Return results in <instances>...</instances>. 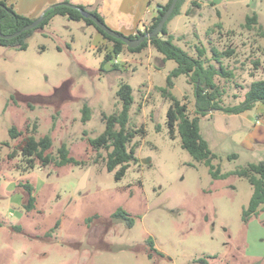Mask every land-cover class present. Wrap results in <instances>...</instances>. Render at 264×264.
<instances>
[{"label": "rangeland", "instance_id": "1", "mask_svg": "<svg viewBox=\"0 0 264 264\" xmlns=\"http://www.w3.org/2000/svg\"><path fill=\"white\" fill-rule=\"evenodd\" d=\"M252 13L261 28H245ZM167 31L190 56L198 57L199 49L217 65L216 52L232 72L218 81L224 106L238 104L252 81L264 80V0H185ZM96 32L57 16L33 33L26 50L0 46V264H264V209L242 220L252 193L247 180L212 179L181 148L176 132L169 135V101L158 88L175 63L148 46L140 53L124 49L115 57L117 69L112 60L100 70L108 51L97 46ZM121 83L133 89L129 127L144 135L129 144L137 163L115 180L116 170L105 168L106 151L93 150L87 139L104 131L102 114L120 110ZM171 92L193 116L188 79L177 77ZM84 104L90 119L82 123ZM211 114L200 119V133L222 173L264 161V145H241L254 123L262 124L254 122L255 109L246 113L248 120ZM34 122L36 138L50 134L52 156L65 144L82 163L27 169L19 152L9 157L19 140L10 139L9 127L23 131ZM25 183L34 188L29 212ZM118 209L127 212L131 226L113 217ZM149 237L162 256H148Z\"/></svg>", "mask_w": 264, "mask_h": 264}, {"label": "trees", "instance_id": "2", "mask_svg": "<svg viewBox=\"0 0 264 264\" xmlns=\"http://www.w3.org/2000/svg\"><path fill=\"white\" fill-rule=\"evenodd\" d=\"M172 0H168L163 5L162 10L155 9V16L150 20L148 26L143 31H137L134 35L128 36L131 39L138 38L145 33H151L159 23L164 12L170 6ZM185 0H178L176 6L162 27L160 33L156 37L145 38L144 41L136 48L130 49L126 47L120 40L109 37L107 34L98 30L97 27L88 19L84 18L80 10H84L95 15L104 23L102 17L93 10L79 5H73L68 0L48 6L41 13L38 25L28 31L21 32L11 39H4V35H12L19 32L23 27L33 23L36 19H30L26 16L18 14L12 5L7 4L6 0H0V46L13 48L18 51H24L28 46V39L37 30H42L49 22L57 17H64L69 21L84 22L88 26H93L103 39L111 45L100 65V70L111 62L116 56L121 54L124 49L130 53H140L148 46L152 47L156 52L161 54L165 61H173L175 67L169 71L166 76L165 86L158 88L161 96L169 101V107L166 111V126L171 138L174 133L180 139V146L183 150L193 158L194 161L203 164L208 169V174L212 179H224L230 175H236L247 180L252 188V193L248 205L242 211V220L247 222L252 215L259 210L264 209V161L253 162L247 164L243 168L235 171L222 173L219 167L213 164L218 156L211 151L208 142L200 133V119L206 117L213 112H221L227 115H239L250 111L257 103L264 104V80H254L248 86L244 93L243 99L236 105H223L221 90L218 81L220 79H228L232 77V72L223 68L219 55L215 53L214 62L204 60L203 51H198V57L190 56L185 50L174 43L173 35L167 31V23L180 14L181 6ZM194 5V1H192ZM261 26L258 23V17L255 13L245 16V28L252 30L254 26ZM120 34V33H119ZM232 52H225L230 55ZM113 69H117V65L112 63ZM179 76H185L188 83L193 86L194 97V115L188 114V108L185 102L174 96L171 90L174 87V80ZM133 89L127 83H121L116 91V96L121 103V108L117 113L111 115L102 114V120L105 122L104 131L95 138H88L87 142L90 147L95 150L106 151L104 158L105 168L107 172L114 173V179H121L131 164L137 163L135 157V145L129 146L135 135H144L142 128L132 129L129 127V111L133 104ZM90 119V110L86 104L81 108V122L85 123ZM37 133V124H27L25 129L18 130L11 126L8 129V135L11 140H18L15 150L9 155L12 157L16 152L21 154V159L25 162L27 169H33L35 165L45 167L54 165L62 167L65 165H80L82 162L70 156L69 150L65 144H62L56 151V155L52 156L49 150L52 147V138L50 134L43 135L39 138L35 137ZM6 144V143H5ZM7 145V144H6ZM232 154L227 158H235ZM25 194V202L23 207L29 212L35 208V197L33 195L34 188L32 185L25 183L21 185ZM113 217L125 222L131 226L133 220L127 212L118 209L114 212ZM58 224H56V227ZM148 256H162L149 237L147 239Z\"/></svg>", "mask_w": 264, "mask_h": 264}, {"label": "crops", "instance_id": "3", "mask_svg": "<svg viewBox=\"0 0 264 264\" xmlns=\"http://www.w3.org/2000/svg\"><path fill=\"white\" fill-rule=\"evenodd\" d=\"M61 1L62 0H6L7 4L12 5L14 10L18 14L26 16L30 19L38 18L45 8L57 4ZM68 1L73 5L83 6L88 10L96 11L110 29L128 37L134 35L137 31H143V29L148 26L150 20L155 16V9H157L158 6L165 5L168 0L155 2L154 0ZM93 36L96 37L97 46L105 45L107 51L111 50V45H106L105 43L107 41L103 39L98 32H96ZM107 65L108 63L105 66ZM253 109L256 110V117L254 118V122H256V120L258 119L262 121V124L254 123L253 134H245L241 138V145L243 146V148L246 147L247 149H251L252 145L256 144L264 145V104L257 103ZM247 112L241 113L239 115H222L224 117H229L227 119L242 115L243 118L248 120L250 119V116L246 114ZM226 123L228 124L229 121L226 120ZM230 126L232 127L233 125L230 123ZM205 140L207 141V139Z\"/></svg>", "mask_w": 264, "mask_h": 264}, {"label": "water", "instance_id": "4", "mask_svg": "<svg viewBox=\"0 0 264 264\" xmlns=\"http://www.w3.org/2000/svg\"><path fill=\"white\" fill-rule=\"evenodd\" d=\"M177 2H178V0H172L170 6L164 12V14L161 17L159 23L157 24V26L154 28V30L151 33H145V34L139 36L138 38H134V39H131V38H129V37L123 35V34H119L118 32L110 29L105 23L101 22L95 15H93L90 12H87V11H84V10H80V13H81V15L84 18L90 20L97 27L98 30H100L103 33L107 34L109 37H112L114 39L120 40L123 44L126 45V47H128L130 49H134L139 44H141L144 41L145 38L158 36V34L160 33L162 27L165 25V23L168 20L169 16L172 14ZM157 9L158 10H162L163 7L162 6H158ZM39 21H40L39 18H36V20L33 23L23 27L19 32H16L15 34H12V35H4V36H2V38L11 39V38L17 36L18 34H20L21 32L31 30V29L35 28L38 25Z\"/></svg>", "mask_w": 264, "mask_h": 264}, {"label": "built area", "instance_id": "5", "mask_svg": "<svg viewBox=\"0 0 264 264\" xmlns=\"http://www.w3.org/2000/svg\"><path fill=\"white\" fill-rule=\"evenodd\" d=\"M112 63H113V64L117 63V59L114 58L113 61H112ZM256 123H258V122H256Z\"/></svg>", "mask_w": 264, "mask_h": 264}]
</instances>
